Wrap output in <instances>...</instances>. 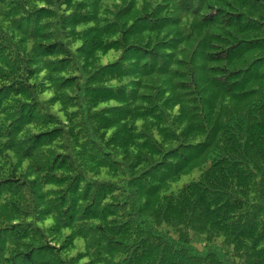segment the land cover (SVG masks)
Masks as SVG:
<instances>
[{
    "label": "clouds",
    "instance_id": "obj_1",
    "mask_svg": "<svg viewBox=\"0 0 264 264\" xmlns=\"http://www.w3.org/2000/svg\"><path fill=\"white\" fill-rule=\"evenodd\" d=\"M0 264H264V0H0Z\"/></svg>",
    "mask_w": 264,
    "mask_h": 264
}]
</instances>
